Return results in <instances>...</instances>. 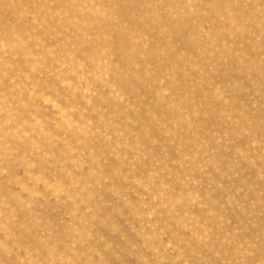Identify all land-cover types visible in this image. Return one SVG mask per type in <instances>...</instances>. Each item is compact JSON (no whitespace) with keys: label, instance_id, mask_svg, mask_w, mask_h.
I'll use <instances>...</instances> for the list:
<instances>
[{"label":"rangeland","instance_id":"obj_1","mask_svg":"<svg viewBox=\"0 0 264 264\" xmlns=\"http://www.w3.org/2000/svg\"><path fill=\"white\" fill-rule=\"evenodd\" d=\"M0 264H264V0H0Z\"/></svg>","mask_w":264,"mask_h":264}]
</instances>
